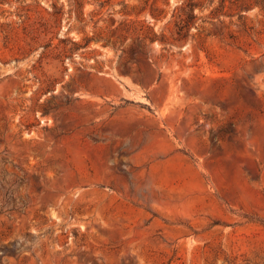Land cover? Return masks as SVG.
<instances>
[{
	"label": "rangeland",
	"instance_id": "obj_1",
	"mask_svg": "<svg viewBox=\"0 0 264 264\" xmlns=\"http://www.w3.org/2000/svg\"><path fill=\"white\" fill-rule=\"evenodd\" d=\"M0 264H264V0H0Z\"/></svg>",
	"mask_w": 264,
	"mask_h": 264
}]
</instances>
